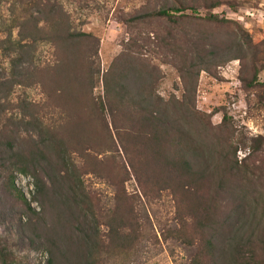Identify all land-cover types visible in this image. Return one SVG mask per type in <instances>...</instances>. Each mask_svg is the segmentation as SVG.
Returning a JSON list of instances; mask_svg holds the SVG:
<instances>
[{
  "label": "rangeland",
  "instance_id": "obj_1",
  "mask_svg": "<svg viewBox=\"0 0 264 264\" xmlns=\"http://www.w3.org/2000/svg\"><path fill=\"white\" fill-rule=\"evenodd\" d=\"M35 1L0 0V41L14 20L40 17ZM55 1L60 28L80 35L74 67L46 42L22 67L0 57V264H207L209 240L218 264L237 246L261 262L264 0ZM33 141L53 161L66 143L85 220H62L52 192L44 201L17 171L13 153ZM41 175L49 186L66 171ZM83 239L95 243L88 261Z\"/></svg>",
  "mask_w": 264,
  "mask_h": 264
},
{
  "label": "trees",
  "instance_id": "obj_2",
  "mask_svg": "<svg viewBox=\"0 0 264 264\" xmlns=\"http://www.w3.org/2000/svg\"><path fill=\"white\" fill-rule=\"evenodd\" d=\"M35 4L36 7L39 8L38 13L40 17L26 19L23 24L14 20L13 23L16 26L11 27V29L7 30V33L4 34L7 35L8 39L0 41V57L11 59L15 67L21 66L24 58L27 57L29 53L37 51L38 44L46 42L52 45L54 49L60 48L63 53L67 54L66 58L62 60V64L64 68H68L70 71L75 65V59L70 46H74L72 43L73 40H78L80 35L67 34L66 31L60 28L61 21L63 22L64 20V14L55 0H37ZM217 5L218 3H214L212 7L215 8ZM181 11L182 10L177 8L163 9L148 13L145 17H171L173 14L180 13ZM208 18L217 21V18L213 15ZM15 29L18 30L17 34H15V37H19L18 41H15V38H13V31H15ZM14 75H19V72H14ZM110 93L114 95L113 91ZM121 99L124 98L121 97ZM49 141L50 140L47 139L43 144ZM6 145L8 151H13L14 146L10 140L6 142ZM59 145H61L60 148L62 150L54 152V148L52 149V153H54L53 156L56 159V161H53L40 147L39 143L33 141L29 148L13 153V159L16 162L15 167H17V171L21 173H31L34 180L33 186L38 197L44 201H48L50 199L49 195L52 192V197H55L61 202L58 213L62 220L65 216L71 217L72 219L77 216L85 220L89 215L90 208H88V204L84 201L83 185L79 182L77 175H75L76 167L67 159L66 143L60 141ZM43 167L50 169L63 168L64 171H66V176L61 183H57L49 178L48 182L50 185L48 186L41 175ZM71 168H73V170ZM9 187L22 204L27 216L29 218L34 217L37 213L30 207V203L27 202L23 194L15 187L13 177L10 179ZM64 221H66L65 218ZM260 243L263 254V258L260 259L261 262L255 261L256 253L253 252H251L252 259L250 258V260L247 261L242 253L241 246H237V248L233 250L231 257L229 255L228 264H262V262H264V242ZM54 249L56 248L54 247ZM81 252L85 253V259L88 261L96 252L95 243L90 239H83L80 253ZM205 255L207 264H218L216 261L215 245L210 240L207 241V251ZM52 259L51 256L48 264H53Z\"/></svg>",
  "mask_w": 264,
  "mask_h": 264
}]
</instances>
